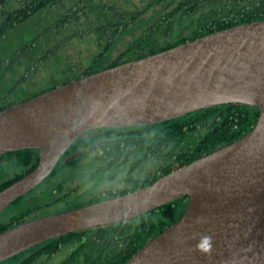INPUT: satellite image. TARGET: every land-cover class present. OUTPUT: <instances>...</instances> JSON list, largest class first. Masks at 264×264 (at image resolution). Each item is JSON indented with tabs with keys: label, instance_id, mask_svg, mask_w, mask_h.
<instances>
[{
	"label": "water",
	"instance_id": "water-1",
	"mask_svg": "<svg viewBox=\"0 0 264 264\" xmlns=\"http://www.w3.org/2000/svg\"><path fill=\"white\" fill-rule=\"evenodd\" d=\"M227 102L259 108L242 135L129 192L0 230V260L61 233L128 220L188 195L183 213L123 264H264V18L104 67L1 108L0 154L38 147L39 159L0 189V211L40 182L87 129L154 123Z\"/></svg>",
	"mask_w": 264,
	"mask_h": 264
},
{
	"label": "flooded vegetation",
	"instance_id": "flooded-vegetation-1",
	"mask_svg": "<svg viewBox=\"0 0 264 264\" xmlns=\"http://www.w3.org/2000/svg\"><path fill=\"white\" fill-rule=\"evenodd\" d=\"M57 4L63 9L53 20V32L45 43L28 45L21 57L13 56L5 64V71L15 78L23 75L19 78L23 82L32 75L43 79L45 83L35 89L59 85L108 67L105 66L108 63L118 61L117 64L156 52L151 49L173 44L194 27L208 29L216 26V21L224 22L238 13L243 16L246 11L264 13V0H63ZM65 150L40 182L19 195L36 193L38 205L31 206L30 212H21L19 202H13L17 196L0 211V230L28 218L123 194L118 192L151 174L152 164L146 160L140 163L132 156L116 158L114 152L86 154ZM83 152L85 155L78 157ZM107 154L113 157L102 160L101 156ZM12 166L13 160L1 153L0 171L4 173ZM49 181L51 187L45 193ZM18 212L31 216L15 222L14 214ZM45 240L31 256H8L0 264H89L86 258L89 251L83 239L72 238L70 231Z\"/></svg>",
	"mask_w": 264,
	"mask_h": 264
},
{
	"label": "trees",
	"instance_id": "trees-1",
	"mask_svg": "<svg viewBox=\"0 0 264 264\" xmlns=\"http://www.w3.org/2000/svg\"><path fill=\"white\" fill-rule=\"evenodd\" d=\"M61 1L63 0H0V38L34 14ZM254 12L253 10L246 11L243 16L237 12L238 16H231L224 22L216 21L217 25L210 26L208 29L194 27L181 39L175 40L173 44L155 46L151 50L158 51L170 47L177 42L218 30L240 20L264 18V13ZM116 62L118 61L105 64V66L116 64ZM5 69V62L4 64L0 63V109L46 88L31 91L23 85L20 89L16 86L5 87L8 80H13L11 75L8 77ZM3 87L6 89H2ZM258 114L259 108L256 106L244 102H227L197 108L154 123L95 127L78 135L65 152L69 150L70 152L84 151L86 154L100 151L114 152L116 158L132 156L139 159L140 163L146 160L148 164H152L151 174L147 179H140L130 188L118 192L125 193L150 183L174 166L189 162L201 154L213 150L217 145L237 138L253 126ZM84 152L78 157H83ZM125 152L130 155L122 156ZM3 154L13 160V166L5 170L4 173L0 171V189L30 171L37 164L39 148L22 147L7 150ZM110 157L113 155L107 154L101 156V159L107 160ZM50 185L49 181L45 193L49 192ZM188 198V195H182L141 212L128 220L71 230L70 236L83 239V245L89 251L86 257L89 264H123L145 244L148 238L155 236L183 213ZM13 202H19L18 207L21 212H30L31 206L38 205L36 193L32 192L17 197ZM23 214L15 213L14 221L17 222L29 215L23 216ZM45 241L38 242L9 257L18 254L31 256L36 248L43 245Z\"/></svg>",
	"mask_w": 264,
	"mask_h": 264
},
{
	"label": "rangeland",
	"instance_id": "rangeland-1",
	"mask_svg": "<svg viewBox=\"0 0 264 264\" xmlns=\"http://www.w3.org/2000/svg\"><path fill=\"white\" fill-rule=\"evenodd\" d=\"M60 7L61 5L57 4L52 7L45 8L43 11L34 14L24 23L20 24L17 27H14L3 37H1L0 63L4 64L5 62V64H7L13 56L21 57L20 54L23 49L28 47V45L30 44L34 46L38 41L45 43L49 35H51L53 32V20L56 17L60 16V11H62L63 9V7ZM89 40L90 37L87 39V41ZM8 77H10L9 74ZM11 77L14 80L12 74ZM23 77V75L17 76L18 79H15L16 82L15 80H8V82L4 86H16V88L20 89L21 85H23L26 89L33 91L37 87V85H43L45 83L44 80L38 76H26L24 82L19 79ZM5 87H3L2 89H6ZM9 210L10 207L9 209L7 208L6 210H4L2 216H5Z\"/></svg>",
	"mask_w": 264,
	"mask_h": 264
},
{
	"label": "clouds",
	"instance_id": "clouds-1",
	"mask_svg": "<svg viewBox=\"0 0 264 264\" xmlns=\"http://www.w3.org/2000/svg\"><path fill=\"white\" fill-rule=\"evenodd\" d=\"M205 239H208V238H205ZM197 247L199 248V245Z\"/></svg>",
	"mask_w": 264,
	"mask_h": 264
}]
</instances>
